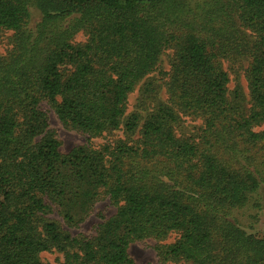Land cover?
Here are the masks:
<instances>
[{"label": "trees", "instance_id": "trees-1", "mask_svg": "<svg viewBox=\"0 0 264 264\" xmlns=\"http://www.w3.org/2000/svg\"><path fill=\"white\" fill-rule=\"evenodd\" d=\"M6 32L0 264H44L54 250L58 264H135L129 245L146 239L161 261L264 264V238L232 216L254 195L264 202V0H0ZM168 49L171 106L153 109L137 140L60 153L43 104L91 137L132 133L139 119L123 121L128 96ZM235 53L251 58L247 113L229 101L220 63ZM177 113L201 120L196 135L176 136ZM104 198L117 210L91 237L43 218L56 212L77 225Z\"/></svg>", "mask_w": 264, "mask_h": 264}, {"label": "rangeland", "instance_id": "rangeland-1", "mask_svg": "<svg viewBox=\"0 0 264 264\" xmlns=\"http://www.w3.org/2000/svg\"><path fill=\"white\" fill-rule=\"evenodd\" d=\"M39 17V12L32 10L31 24L34 25L35 22L39 20ZM11 35L10 32L0 35V57H4L11 49L8 41ZM84 40L85 37L81 33L77 34L74 38L75 43H80ZM173 54L174 51L172 49L164 51L159 57V62L155 71L145 77L129 94L123 121L126 122L132 114L138 116V126L132 133L125 132L121 126L120 129L111 133H104L98 137H91L85 133L65 128L58 121L54 112L50 110V107L43 104V110L48 113L49 129L60 144V153L64 155L68 154L72 149L80 146L100 149L111 145L116 140H137L141 124L147 115L159 105L171 106L169 96L166 92L165 82L167 81V74L170 70ZM250 62L251 58L248 54L235 53L220 58L221 67L228 75V83L226 85L227 97L229 101L243 113H247L253 104L247 81V71ZM177 115L180 117V122H178L175 131L176 136H194L198 133L202 125L200 119L185 117L178 113ZM116 210V207L110 203L108 198H104L97 201L85 220L77 225L70 226L56 212L44 215L43 218L47 221L56 222L61 230L71 237H77L79 235L91 237L95 235L97 226L114 216ZM232 216L237 220L243 230L264 238V202L260 195L252 196L248 205L244 208L234 210ZM175 238V235H170L162 244H170L174 242ZM157 244L158 242L153 239L131 243L129 245V254L132 256L134 263L187 264L183 261H161L155 250ZM67 249L72 251L71 246H68ZM41 259L44 264H58L63 260V254L58 250L45 252L41 254Z\"/></svg>", "mask_w": 264, "mask_h": 264}]
</instances>
